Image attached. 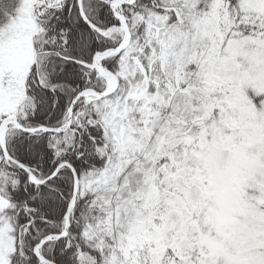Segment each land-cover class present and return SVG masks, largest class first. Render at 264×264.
I'll use <instances>...</instances> for the list:
<instances>
[{"label":"snow or ice","instance_id":"6c2138e0","mask_svg":"<svg viewBox=\"0 0 264 264\" xmlns=\"http://www.w3.org/2000/svg\"><path fill=\"white\" fill-rule=\"evenodd\" d=\"M0 264H264V0H0Z\"/></svg>","mask_w":264,"mask_h":264}]
</instances>
